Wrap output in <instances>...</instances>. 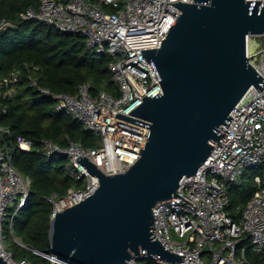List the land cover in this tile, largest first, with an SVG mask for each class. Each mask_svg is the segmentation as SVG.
I'll use <instances>...</instances> for the list:
<instances>
[{"label":"built area","instance_id":"obj_1","mask_svg":"<svg viewBox=\"0 0 264 264\" xmlns=\"http://www.w3.org/2000/svg\"><path fill=\"white\" fill-rule=\"evenodd\" d=\"M193 3L194 0H39V5L22 13L26 20H36L85 38L95 53L112 57L109 70L117 93L106 89L95 95L91 84L79 85L75 94L59 93L43 86L35 73L37 66L25 65L0 79V98L12 96L23 76L29 85L44 97L55 101L58 110L77 119L99 139V145L86 148L70 141L65 147L50 138H42L39 146L33 140L18 135L8 140L11 131L0 124V252L12 264L6 230L16 242L14 222L29 199L33 180L14 164V155L38 150L47 157H64L65 169L79 186L66 194L46 196L52 205L51 219L56 213L86 199L100 185L99 176L92 174L78 157L90 159L105 174L127 171L141 156L144 146L128 141L133 138L147 142L149 135L114 124L115 120L151 131V128L117 117L122 113L149 123L151 120L131 114L144 100L142 97L163 94L154 69L143 57L142 49L159 48L166 33L182 9L171 2ZM247 2V0H245ZM15 23L0 19V30ZM252 37H259L262 46L257 54L250 53ZM247 56L264 78V33L247 36ZM258 57V61L255 58ZM230 115L221 143L213 147L196 176H185L176 191L185 199L171 197L157 204L154 211V233L164 247L176 254H186L181 262L167 263L157 255L135 254L128 264H139L152 258L158 264H249L247 251H264V89L252 85ZM262 169L254 175L255 192L235 221L228 213V187L242 186L248 169ZM188 200V201H187ZM239 247L242 256L238 257ZM51 260L53 257L49 256Z\"/></svg>","mask_w":264,"mask_h":264},{"label":"water","instance_id":"obj_2","mask_svg":"<svg viewBox=\"0 0 264 264\" xmlns=\"http://www.w3.org/2000/svg\"><path fill=\"white\" fill-rule=\"evenodd\" d=\"M182 9L159 48L142 49L163 88L145 95L130 113L152 123L116 116L151 131L115 120L114 124L149 135L140 158L125 172L105 174L80 155L99 187L51 219V264H128L135 254L157 255L167 263L186 254L164 247L154 233L158 203L176 193L185 176H196L233 119L232 109L264 78L247 56V36L264 33V0L171 2ZM77 120V119H76ZM186 200V199H185ZM188 201V200H187ZM0 264H12L0 252Z\"/></svg>","mask_w":264,"mask_h":264},{"label":"trees","instance_id":"obj_3","mask_svg":"<svg viewBox=\"0 0 264 264\" xmlns=\"http://www.w3.org/2000/svg\"><path fill=\"white\" fill-rule=\"evenodd\" d=\"M39 5V0H0V19L15 23L0 30V79L25 65L37 66L35 73L43 86L59 93L75 94L80 84L89 82L92 93L106 89L117 93L112 80L107 53H95L86 45L85 38L58 30L36 20L22 18L29 7ZM0 124L11 131L8 140L14 142L23 135L39 146L42 138H50L65 147L70 141L86 148L99 145L98 137L78 120L56 108L55 101L44 97L29 85L26 76L17 85L12 96L0 98ZM15 166L32 180L27 204L18 212L15 240L8 250L15 262L25 264H51L49 257L52 205L46 196L53 192L64 195L78 182L66 172L64 157H47L38 150L23 151L14 155ZM255 192L254 178L249 177L240 187H228L227 213L235 220L242 217V209ZM10 237L9 228L6 230ZM249 264H264V251H247ZM139 264H158L144 258Z\"/></svg>","mask_w":264,"mask_h":264},{"label":"rangeland","instance_id":"obj_4","mask_svg":"<svg viewBox=\"0 0 264 264\" xmlns=\"http://www.w3.org/2000/svg\"><path fill=\"white\" fill-rule=\"evenodd\" d=\"M262 46L261 38L259 37H252L251 43H250V53L251 54H257L259 52V49ZM255 61H258V57L255 58ZM262 169L259 167L248 169L244 175V181L248 180L249 177H254L255 174L260 172ZM235 187H238L237 185H234ZM14 239V236L10 232V237L8 238V243L12 242ZM251 249V248H250ZM252 250V249H251ZM242 256V247H239L238 257Z\"/></svg>","mask_w":264,"mask_h":264}]
</instances>
